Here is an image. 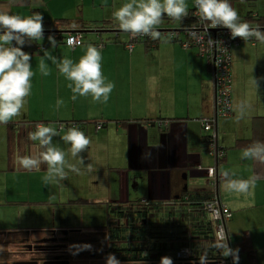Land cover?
Instances as JSON below:
<instances>
[{
    "label": "crops",
    "instance_id": "obj_1",
    "mask_svg": "<svg viewBox=\"0 0 264 264\" xmlns=\"http://www.w3.org/2000/svg\"><path fill=\"white\" fill-rule=\"evenodd\" d=\"M194 1L186 0L188 14ZM126 2L0 0V11L12 15L42 13L44 33L85 34L83 44L74 49L58 40L55 47L45 41V50L58 61L67 57L78 62L87 46L94 45L101 50L104 76L115 83L107 103L94 102L91 95L73 102L67 87L70 81L44 57L45 50H24L32 56L31 94L21 115L0 124V235L13 238L55 229L92 231L106 224L112 205L141 201L164 204L156 207V213L173 214L176 210L181 217L189 211L169 207V203L183 202L191 195L203 196L210 189L204 170L214 163L205 153L203 133L196 120L214 111L211 71L195 50H184L176 42L153 41L151 47L139 42L127 50L129 33L122 31L113 18V12ZM229 2L242 22L264 18V0ZM166 19L170 18L164 16L159 26L163 30L159 31L183 30L178 23L167 24ZM59 20L80 21L88 29L56 24ZM104 23L117 26L96 30ZM106 33L111 36L106 37ZM37 42L41 41L29 45ZM102 42L105 44L98 47ZM42 57L51 70L48 76H43L38 67ZM231 76L232 116L217 124L218 145L225 152L218 166L223 179L218 182L217 193L232 213L227 234L231 246L239 249L237 264H264V163L243 159L245 148L235 146L242 140L261 141L258 135L264 131V44L244 42L234 48ZM252 77L257 79L258 87ZM58 99L64 101L59 108ZM241 102L251 105L243 115L238 110ZM158 121L168 122L167 128L153 125ZM38 124L54 125L59 135L52 142L67 153V178L58 183H44L46 164L33 170L21 164V157L38 156L42 151L38 141L29 139ZM97 124L103 126L101 130L96 129ZM59 125L64 126V132H60ZM71 126L78 127L92 141L81 154L83 164L79 157L71 156L70 144L62 139ZM68 165H75L83 174L69 170ZM225 172L232 179L254 182L246 193L230 191ZM86 207L87 219L81 224L75 215L67 217L69 210L83 211ZM43 213L48 217L39 221Z\"/></svg>",
    "mask_w": 264,
    "mask_h": 264
},
{
    "label": "clouds",
    "instance_id": "obj_2",
    "mask_svg": "<svg viewBox=\"0 0 264 264\" xmlns=\"http://www.w3.org/2000/svg\"><path fill=\"white\" fill-rule=\"evenodd\" d=\"M195 5L201 18L210 22L211 28L224 27L230 30L232 38L239 37L244 41L255 38L264 44V31L260 30L259 25L252 27L249 22H242L238 11L232 7L229 0H195ZM165 15L172 20L182 22L188 16L186 0H128L113 12V18L122 31L130 33L133 38L144 35L153 40L162 37V33L157 29ZM44 32V16L40 12L20 16L0 11V124H6L21 115L25 108L26 98L31 94L34 72L30 63L32 56L23 51V47L26 39L41 41ZM174 35L175 33H169L164 38V42H170ZM48 40L52 47L56 46L57 41L53 35H49ZM69 43L71 44V41ZM44 57L56 64L59 72L70 81L67 87L71 89L73 102L78 97L89 95L94 102H108L115 83L107 80L103 74L101 63L103 57L99 48L89 44L78 62L67 57L58 61L47 50L44 52ZM44 57L41 58L38 67L43 76H48L51 70ZM252 83L258 87L256 78L252 77ZM63 104L62 99L56 102L57 108ZM250 107V104L241 102L238 110L243 115ZM60 132H64L63 125L60 126ZM57 135L59 132L54 125L38 124L36 130L29 133V139L38 141L42 151L38 156L21 157V164L27 170L38 169L42 163L47 165V172L43 177L45 184L58 183L66 179L68 174L65 170L67 153L52 142L53 137ZM62 139L70 144L71 156L79 157L80 163L83 164L81 154L91 144V138L78 127L71 126ZM242 158L264 163V142L257 141L248 146L242 151ZM68 168L77 174H83L75 165H68ZM88 170L91 171V165H88ZM224 177L228 190L241 193H246L254 182V180L232 179L228 172L224 173ZM70 247L80 251L92 250L90 244ZM213 247L222 256H231L234 264H237L239 249L231 248L227 237L221 236ZM106 264H121V262L114 254L109 253ZM160 264H173V260L169 256H162ZM199 264H210L206 248L199 255Z\"/></svg>",
    "mask_w": 264,
    "mask_h": 264
},
{
    "label": "flooded vegetation",
    "instance_id": "obj_3",
    "mask_svg": "<svg viewBox=\"0 0 264 264\" xmlns=\"http://www.w3.org/2000/svg\"><path fill=\"white\" fill-rule=\"evenodd\" d=\"M179 203L173 201L169 207L180 208ZM162 206L165 205L149 201L114 204L106 224L92 231L55 229L42 234L29 232L26 237H21L20 251L15 254L26 259L12 264H106L109 253L114 254L121 264H160L162 256L171 257L173 264H199V259L179 261L172 257V234L176 233V226L184 217L176 215V210L173 214L156 213L155 209ZM82 244L92 245V250L80 251L70 247ZM180 244V241L174 243V248ZM208 258L212 264H228L227 257L222 260L214 256Z\"/></svg>",
    "mask_w": 264,
    "mask_h": 264
},
{
    "label": "built area",
    "instance_id": "obj_4",
    "mask_svg": "<svg viewBox=\"0 0 264 264\" xmlns=\"http://www.w3.org/2000/svg\"><path fill=\"white\" fill-rule=\"evenodd\" d=\"M192 23L189 27L182 31H160L162 33L161 39L169 33H175L171 42H176L184 49H195L197 55L203 58L209 70L212 74L213 87H214V111L211 116H205L199 118L197 123L199 124L203 133V143L205 153L213 161L214 165L205 169L209 188L213 192V197L210 201L199 203L194 208V211L198 214L207 216L208 220L212 223L213 235L217 241L221 236L228 238V243L231 248L230 240L227 234V224L232 218L231 211L221 203L218 193L217 185L220 180L223 179V175L218 172V166L224 160L225 152L218 145L217 136V124L220 120L228 119L232 116V76H231V64H232V50L238 47L244 42L255 44L257 40L251 38L247 41L241 38H232L230 30L224 27L211 28L210 22L201 18V14L198 8L193 4V9L190 12ZM53 35L56 41L61 40L68 48L74 49L84 42V36L82 33H58L50 32L44 33V38L40 43L32 45H26L25 49H30L35 52H41L46 49L45 41L48 40V36ZM128 42L125 44V48L131 51L137 43H143L144 41H159L153 40L148 36L140 35L133 38L129 33ZM71 41V44L69 43ZM105 43L102 42L98 47H102ZM159 129H165L168 126V122L158 121L153 123ZM101 124H97L96 129H102ZM60 129V125H59ZM144 203V201H141ZM188 199L185 198L183 202L179 203L180 208H185L189 212L181 217L189 216L192 211V206L187 203ZM189 207L190 210L187 208ZM234 249V248H233ZM239 260L240 261V254ZM193 250L189 247H182L178 249L173 258L179 261H189L192 257H197ZM231 263L234 264L231 256L227 257ZM199 259V257H198ZM196 260V259H193ZM237 262V263H238Z\"/></svg>",
    "mask_w": 264,
    "mask_h": 264
},
{
    "label": "trees",
    "instance_id": "obj_5",
    "mask_svg": "<svg viewBox=\"0 0 264 264\" xmlns=\"http://www.w3.org/2000/svg\"><path fill=\"white\" fill-rule=\"evenodd\" d=\"M167 22V24H174V23H178V25L182 28L185 29L187 27H189L192 23V19L190 14H188V16L186 18L183 19L182 22L180 21H175L172 19H166L164 20ZM246 22H249L250 24H255V27L257 25H259L260 30H264V18H258L255 20H252L250 18H247L245 20ZM56 24H60V25H68L71 26L72 25H80L79 29L81 31H84L86 29H88V27L86 28V24L81 23L80 21H76V22H68L65 20H59L56 22ZM117 25L112 24V23H104L101 25L100 28H97L96 30H103V29H107L108 27H116ZM107 27V28H106ZM31 41H28L26 39V45H28ZM144 45H146V47H151V45L153 44V41H144L143 42ZM25 46L23 47V51L25 50ZM86 122H78V124H84ZM261 138V141L259 140V142H264V131H261L260 134L258 135ZM251 144H253L252 140H242V141H238L237 145H235L238 148H247L248 146H250ZM203 196H198V195H191L188 196V204H190L192 206V212L195 213V216L190 217V216H185L184 219L178 222L177 224V230L176 233H173L172 235V240L170 241V243H173V251H172V257L175 256V253L178 249L182 248V247H189L193 250V252L197 255H200L201 252L206 248L207 249V255L208 256H214L217 259H224L220 252L218 250H216L213 245L216 243V240L214 238L213 235V227H212V223L208 220L207 216L205 215H201L198 214L194 211L195 206L197 207L199 203H204V202H208L211 200V198L213 197V192L211 189H208L206 192L203 193ZM176 234V236H175ZM180 241V246L178 248H174L175 245L174 243H179ZM164 245V243H163ZM166 246V244H165ZM235 249V248H234ZM240 254V252H239ZM199 256L197 257H192L191 260L193 259H198ZM228 259V258H227ZM228 264H233L230 262V260L228 259Z\"/></svg>",
    "mask_w": 264,
    "mask_h": 264
},
{
    "label": "rangeland",
    "instance_id": "obj_6",
    "mask_svg": "<svg viewBox=\"0 0 264 264\" xmlns=\"http://www.w3.org/2000/svg\"><path fill=\"white\" fill-rule=\"evenodd\" d=\"M46 25H48V24H46ZM157 30H163V28L159 27ZM168 30H170V29H168ZM108 34L109 33H106L105 36L106 37L111 36ZM113 34H114V32H113ZM82 35L85 36V34H82ZM86 36H87V34H86ZM113 40H116V39H113ZM160 40L164 41L162 39H160ZM193 50H195V49H193ZM82 207H85V206H82ZM59 209H60L61 214H63V209L62 208H59ZM43 215H45V213H43L42 216H40L38 218L39 221L47 219L48 216H46V215L43 216ZM74 215L79 220V223L81 224L82 220L87 219V207L85 209H83V211L69 210L67 217L69 219H71V218H74ZM59 224H65V223H59ZM86 226H87V224H85V227ZM84 230H85L84 232H86L87 228H85ZM26 236H27L26 233L23 234L22 236L20 235V236H16L13 238H10V236L0 235V246H2V247H0V264H12L13 262L26 259L25 256L21 257L19 255H15V254H18L20 251L19 244H20L21 237H26ZM14 241H16L17 243H14Z\"/></svg>",
    "mask_w": 264,
    "mask_h": 264
},
{
    "label": "water",
    "instance_id": "obj_7",
    "mask_svg": "<svg viewBox=\"0 0 264 264\" xmlns=\"http://www.w3.org/2000/svg\"><path fill=\"white\" fill-rule=\"evenodd\" d=\"M210 264H212V263H210Z\"/></svg>",
    "mask_w": 264,
    "mask_h": 264
}]
</instances>
